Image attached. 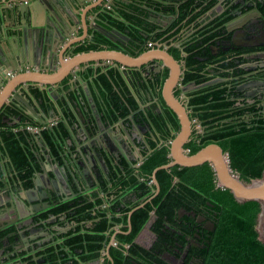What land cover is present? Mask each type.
Returning <instances> with one entry per match:
<instances>
[{"label":"flooded vegetation","instance_id":"obj_1","mask_svg":"<svg viewBox=\"0 0 264 264\" xmlns=\"http://www.w3.org/2000/svg\"><path fill=\"white\" fill-rule=\"evenodd\" d=\"M112 1L104 6L110 7ZM122 1L124 4L134 1L137 22L145 20L143 25L139 23L147 32H142L147 45L145 50L160 48L167 57L151 56L136 65L116 63L113 59L106 64L90 61L69 73L72 91L71 100L67 101L70 104V119L66 121L69 138L59 148L62 162L51 152L41 134L42 129L51 128L59 119L47 125L35 116L36 113L27 111L34 102L46 111L48 103L43 96L48 94L52 106L49 110L55 114L63 112L54 85L49 90L38 86L43 96L35 93L36 87L30 90L27 85L25 96L29 100L26 97L20 100V109L7 103L0 110V121L7 126L27 124L31 119L32 124L26 127L37 128L33 131L32 161L39 165L32 174L35 189L32 192L29 191L32 186L26 188L23 184L25 167L21 169L22 176L18 172L14 176V170H9L6 163L9 158L0 151V264H52V253L57 264L63 261L67 264H114L111 251L115 248L129 255L128 264H156L157 257L167 264H199L195 255L188 254L190 244H198L197 236L187 237L183 244L166 242L173 251L165 245L162 249L163 244L157 242V234L151 228L155 218L153 210L147 225L135 233L131 242L120 243L118 235L129 234L132 230L133 211L154 195L141 199L133 191L121 195L123 189H119L120 195H117L110 173L112 169L117 170V178L137 174L140 161L150 151L151 141L167 144L169 149L170 141L180 129V121L163 97L162 89L173 71H176V78L172 92L183 106L191 126L188 139L182 145L183 151L190 153V148L185 146L187 142H200L227 124L251 126L255 123L252 120L259 118L264 123V13L258 9V0ZM93 25V35L86 39L87 43L98 42L104 49L130 55L143 52L139 49L145 43L141 39H129L126 30L102 27L97 22ZM95 32H101L107 39L102 42L92 39ZM99 72L104 77H98ZM173 118L179 124L176 130L171 126ZM46 164H49L48 179L43 174ZM53 165L63 180H52ZM62 165L69 183L60 171ZM73 169L80 173L78 185L70 181ZM154 189L155 186L153 193ZM93 191L101 200L87 209L90 213L87 217L77 219L68 216L66 211H53L64 202L74 203L76 207L93 201L95 197L89 196ZM83 195H88L86 200ZM12 202L16 209L11 206ZM125 212V223L115 220ZM182 212L184 209L179 208V213ZM188 212L201 226L212 229L211 221L203 214ZM50 214L56 216L55 221L48 222ZM101 216L108 224L106 229L100 228ZM31 217L34 223L24 225ZM41 223L48 234L25 242L22 234H28L26 229ZM39 231L34 229L33 232L39 234ZM84 231L91 234L93 241L97 239V246L85 250L67 244L66 239L72 234ZM98 233L103 236L92 237ZM132 244L135 245L134 255L130 252ZM142 249L150 253H147L148 260L143 261L136 254Z\"/></svg>","mask_w":264,"mask_h":264},{"label":"trees","instance_id":"obj_2","mask_svg":"<svg viewBox=\"0 0 264 264\" xmlns=\"http://www.w3.org/2000/svg\"><path fill=\"white\" fill-rule=\"evenodd\" d=\"M110 5V7L104 6L99 9L96 17L97 23L102 27L124 29L128 32L129 39H141L145 43L144 33L147 32L139 27V23L143 25L145 20L142 18L137 22V14L134 10L135 2L124 4L122 0H114ZM257 6L259 11L264 13V2L258 0ZM140 30L141 32H139ZM142 32L144 33L142 34ZM160 34L158 33V35ZM92 39H99L98 41L102 42L107 38L101 32H95ZM99 44L98 42L96 44L84 42L75 49V52L102 49ZM146 48L145 43L139 51H144ZM88 70L91 71L92 68L89 67ZM98 77H104V74L99 72ZM69 79L70 74L65 76L57 87L59 94L57 101L62 105L63 112H61L63 114L61 116L63 119H59L51 128L46 127L41 130L43 138L57 159L60 158L59 148H62L69 138L68 124H66V121L70 119V104L67 101L71 100L72 95ZM35 93L44 95V92L37 88ZM43 97L46 98L48 106H51L48 94ZM95 100L98 98L96 97ZM108 107L111 110V106L108 105ZM224 115L226 116V114ZM30 121L31 119L28 121L29 123L25 124L23 131L13 130L18 124L7 126L5 122L0 121V151L2 155L9 158L6 163L9 170H14V176L17 172L19 176H22L21 169L25 167L23 184L26 188L32 186L33 171L39 168V165L33 164L32 161L33 134L26 127L32 124ZM252 123L251 126L243 123L237 126L227 124L200 142L189 141L185 146L189 147L190 153H192L206 143L216 142L227 152L231 168L239 174L240 178L248 181L252 177L260 176L264 167V123L262 118L253 119ZM171 126L175 130L178 129V121L173 118ZM149 149L150 151L145 154L138 165L137 174L117 178L118 176L115 175L117 170L112 169L113 172L110 174L117 195H120L119 189H123L121 195L133 191L141 199L153 195L154 185L151 182V172L157 165L168 162L170 156L168 155V145L156 140L150 142ZM60 159L62 162V158ZM156 178L159 183V191L150 201L133 211L131 215L132 230L129 234L118 235L120 243L131 242L135 233L141 229L153 210L155 218L151 228L157 234V242L163 244L162 249L167 246L166 249L173 251V248L166 242L173 244L177 241L183 244L187 241V237L197 236L195 240L198 244H190L188 254L195 255L199 259V264H264V243L257 238L254 227L259 210V203L256 200L239 202L228 188L216 185L214 170L208 162L192 166L175 164L167 168H159L156 171ZM175 178L179 180H175ZM89 196H94L95 200L85 201L76 207L73 206L74 203L64 202L53 208V211H66L68 216H76L77 219L85 218L90 215L89 207L101 200L97 197L96 191L90 193ZM87 197L88 195L82 196L85 200ZM179 208H183L184 212L180 214ZM188 211L203 214L212 222V229L201 226L195 216ZM125 214L126 212L121 217H115V220L125 223ZM101 217L103 224L100 228L106 229L108 227L106 219ZM166 224L169 227H166ZM123 228L125 229L126 226L124 225ZM102 236L101 233H98L92 237L99 239ZM94 240L91 239L90 233L84 231L82 233L75 232L66 239V242L86 250L88 247L98 245L97 239ZM134 248L135 245L132 244L130 247L132 255H134ZM111 252L114 264L129 263V255H125L122 249L115 248ZM147 253V250L144 249L142 252H136L143 258V261L149 259ZM51 258L52 264H57L54 261L53 253ZM62 264H67V262L63 261ZM156 264L167 263L157 257Z\"/></svg>","mask_w":264,"mask_h":264},{"label":"water","instance_id":"obj_3","mask_svg":"<svg viewBox=\"0 0 264 264\" xmlns=\"http://www.w3.org/2000/svg\"><path fill=\"white\" fill-rule=\"evenodd\" d=\"M33 1V0H31ZM43 5V9L46 10V6L49 9H52V2L55 0H37ZM35 2V1H34ZM80 3L81 0H75L76 3ZM45 4V5H44ZM47 8V9H48ZM2 9V8H0ZM18 11V16L25 15L28 17V23L22 22L23 24L19 26L17 29H6V24H3L0 21V78L2 79H8L12 78L9 77L10 74L7 73L9 69L16 70L17 63H21L23 66H28L27 57L30 54V47L31 52H34L36 55H39L41 52V46L42 45H49L50 52L53 54L50 59V64L47 67L46 70H32L30 67V70L25 71V80L29 79L38 82L39 88L42 90H49V88H52L54 84L59 83L65 76H67L72 71H75L79 65V60L90 62V61H99L103 63H107L108 60L113 59L116 63L122 62L126 65H136L141 62H144L151 56H156L159 58L167 57L166 52L161 50L160 48H154L145 50L137 55H130L125 54L121 52L120 50L116 49H88L85 51H79L74 54H65V48L58 53L60 50L57 49V52L53 53V44L50 36H52L53 31H49L48 28H44L42 24H40L38 21H34L33 16L34 12L33 10L35 7L33 4H25L21 6H16L15 8ZM35 11V10H34ZM258 12V11H257ZM6 17L10 18L12 14V10L8 9L6 12ZM85 15V14H84ZM95 20V17L93 18V21ZM25 21V20H24ZM65 21V20H64ZM85 22V19H84ZM21 23V22H20ZM65 23L71 24L70 20L68 19L65 21ZM87 22H85V25ZM94 26V25H93ZM92 26V27H93ZM85 32H87V25L85 26ZM60 33L64 34V32L60 29ZM93 35V32L90 34V36ZM31 39L34 40V43L36 45L31 46ZM76 40H72L69 42V45L74 43ZM50 42V43H49ZM60 54V55H59ZM39 69H41V66H39ZM176 78V71L171 72V74L166 78L162 94L165 98L167 104L175 111V113L178 116V119L180 121V129L175 134L174 138L169 143V149H170V157L171 159L163 164L157 165L153 168L151 172V180L152 183L155 186L154 193L155 195L159 191V183L156 178V171L159 168H167L174 164L179 165H185V166H192L197 165L203 162H208L215 174V180L216 185L224 188H228L231 193L233 194L234 198L239 202H244L247 200H256L259 203V210L256 215L255 219V230L257 232V238L264 243V167L261 170L260 176L252 177L248 181L243 180L240 178L239 174L235 172L230 164L227 152L223 151L221 146L215 142L207 143L203 146H201L196 151L189 153L185 152L182 149L183 143H185L188 139L191 126L190 121L184 111L183 106L181 103L175 98L172 92V87L175 82ZM14 79H18L17 77H14ZM24 81V80H23ZM10 84H13V79H11ZM23 88L27 87V83L24 81ZM5 91H8V88H5L2 93H0V110L4 104L9 103V101L12 99V96L5 97L6 94ZM2 94V95H1ZM51 95V92H49ZM25 97L27 100H29V97L25 96V93L23 96L18 97L19 100H25ZM16 99V103L18 105L19 101ZM8 100V101H7ZM7 101V103H6ZM25 104V103H24ZM43 115L46 117L47 113L46 111H43ZM49 164H46L45 171L43 174L48 179L49 173H48ZM53 173H52V180L60 179L63 180L61 177V174L58 173L57 167L53 165ZM61 173L67 178V174L65 171V167L62 165L60 167ZM80 173L75 171L73 169V173L70 174V181L74 185L80 184ZM175 180H178V178H175ZM69 181V178H67V183ZM38 187V186H37ZM29 191L35 192L34 187L32 186ZM29 201L33 202L32 199ZM26 203V201H25ZM15 209V204L12 202V205ZM133 210V209H132ZM132 210L129 211V216L132 213ZM51 219L48 222H53L56 220V216L54 214H50ZM27 217H25L26 219ZM27 220V219H26ZM24 222V225L30 226L34 223L33 218L29 221ZM45 222V221H44ZM47 222V221H46ZM148 222L144 224L143 227L147 225ZM210 225L212 223L210 222ZM34 229L40 230L39 234H35L33 231ZM28 231V234L26 233L22 234L25 242L30 243V241L35 240L39 236H43L48 234V229H44V224L41 223L40 225H34L33 227H29L26 229ZM20 234V233H19ZM21 235V234H20Z\"/></svg>","mask_w":264,"mask_h":264},{"label":"crops","instance_id":"obj_4","mask_svg":"<svg viewBox=\"0 0 264 264\" xmlns=\"http://www.w3.org/2000/svg\"><path fill=\"white\" fill-rule=\"evenodd\" d=\"M109 1L110 0H81L80 3L77 2L75 4V0H55L51 3L53 7L52 9H49L47 7L48 4H44L46 6V10H44L42 7L43 5H41V3L37 0H28L26 3L23 2V0H0V8H2L0 9V21L3 24H6V29L9 31L10 29H17L23 24L22 22H25L26 25V23H28V17L26 16V14L18 16L19 13L15 8L16 6L33 4V6L35 7V11L33 10L34 21H38L44 26V28H48L49 31H53L52 36H50L51 39H54L52 40L53 44H51L54 48L52 52H57V49L59 48L60 50L58 51V53H60L65 48L64 53L72 55L74 54L76 47L86 42V39L90 38V33L93 31L92 25L93 23L97 22L96 19L94 20L96 22H94L93 18L97 17L99 9L101 7H104V5L108 4ZM8 9L12 10L10 18H7L5 15V12ZM68 19L70 20L71 24L65 23V21H67ZM84 19L85 22H87V32H85L86 25ZM60 29L64 32V34L60 33ZM72 40L76 41L69 45V42ZM34 45L36 44L34 43V40L31 39V46ZM52 55L53 54L50 52L49 45L47 44L41 46V52L39 55H36L34 52H31L30 47V54L27 57V60L29 59V65L23 66L21 63L18 62V68L14 70L9 76L12 78H8L7 80L0 78V93H2L5 88H8V91H5L6 94L3 95H5V97L12 96V99L9 101L11 105L18 108L20 107L16 103V99L20 96H23V94L25 93L22 84L24 81L30 86V90L35 89L34 87L39 89L38 82L30 80V78L25 80V71L30 70L31 66L32 70H46L50 64V59ZM84 64H87L86 61L79 60L78 66H83ZM39 66H41V69H39ZM14 77H17L18 79H14ZM11 79H13L12 85L10 84ZM57 87L58 85L54 84V89H57ZM17 100L20 101L19 99ZM51 107L52 106H48V104L47 106H45V110L47 111V117L43 115V111L40 109L36 102H34V106H32L31 108H27V111L33 115L34 113H36L35 116L40 117L42 119L41 121H44L43 124L46 123L47 125H52L56 120L63 118L61 116L62 113L60 111H57V113L55 114L52 112V110H49ZM36 125H39V123ZM24 128L25 123L23 125L21 124L14 127L13 130L23 131ZM35 129L37 128L33 127L32 129H28V131L33 134V131Z\"/></svg>","mask_w":264,"mask_h":264},{"label":"built area","instance_id":"obj_5","mask_svg":"<svg viewBox=\"0 0 264 264\" xmlns=\"http://www.w3.org/2000/svg\"><path fill=\"white\" fill-rule=\"evenodd\" d=\"M28 0H23V2H27ZM14 70L13 69H9L7 73L11 74Z\"/></svg>","mask_w":264,"mask_h":264}]
</instances>
